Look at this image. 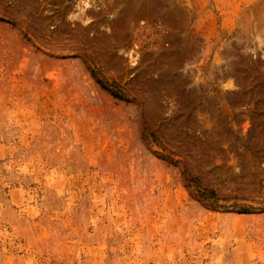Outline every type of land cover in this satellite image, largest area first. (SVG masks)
I'll use <instances>...</instances> for the list:
<instances>
[{
	"label": "rangeland",
	"instance_id": "obj_1",
	"mask_svg": "<svg viewBox=\"0 0 264 264\" xmlns=\"http://www.w3.org/2000/svg\"><path fill=\"white\" fill-rule=\"evenodd\" d=\"M0 20V264H264V0H0Z\"/></svg>",
	"mask_w": 264,
	"mask_h": 264
},
{
	"label": "trees",
	"instance_id": "obj_2",
	"mask_svg": "<svg viewBox=\"0 0 264 264\" xmlns=\"http://www.w3.org/2000/svg\"><path fill=\"white\" fill-rule=\"evenodd\" d=\"M1 21V20H0ZM91 75L93 76L95 82L99 85V87L106 92H108L112 97L116 99H124L125 97L122 94V91L119 87L115 85H109L108 83L102 81L101 79H98L95 76V73L93 70H90ZM162 160L166 161L167 164L176 166L177 162L170 159L169 157L166 156H161L160 157ZM183 175V180L185 181V187L191 188V183L194 182V179L189 178L186 176L185 172H182ZM193 197L197 199V201L203 203L207 208L216 210L218 208H223L224 210L229 209L228 207L221 206L219 205L220 199L217 197L216 192L210 189H205V188H196L195 192L192 193ZM238 214H248L249 210L248 209H241L239 211H235Z\"/></svg>",
	"mask_w": 264,
	"mask_h": 264
}]
</instances>
